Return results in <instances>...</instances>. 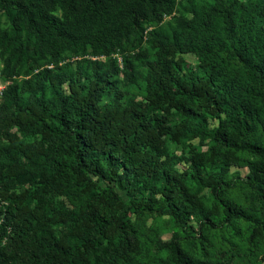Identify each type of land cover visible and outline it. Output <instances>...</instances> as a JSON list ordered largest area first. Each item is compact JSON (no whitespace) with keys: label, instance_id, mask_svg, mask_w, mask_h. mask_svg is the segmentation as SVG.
<instances>
[{"label":"trees","instance_id":"trees-1","mask_svg":"<svg viewBox=\"0 0 264 264\" xmlns=\"http://www.w3.org/2000/svg\"><path fill=\"white\" fill-rule=\"evenodd\" d=\"M257 20L264 0H0V264H264ZM144 41L150 55L135 52ZM68 54L84 58L59 65ZM187 54L197 64L181 74ZM172 109L182 119L170 125ZM14 129L39 138L26 144ZM165 136L199 141L189 168L154 153ZM239 160L247 172L229 178ZM26 184L27 194L13 189ZM59 196L72 208L54 211ZM130 214L167 215L171 237L138 231Z\"/></svg>","mask_w":264,"mask_h":264},{"label":"rangeland","instance_id":"rangeland-1","mask_svg":"<svg viewBox=\"0 0 264 264\" xmlns=\"http://www.w3.org/2000/svg\"><path fill=\"white\" fill-rule=\"evenodd\" d=\"M230 0H226V2H229ZM235 16V18H234ZM170 17H166L165 20H169ZM232 21H240V17L238 16V13H235L232 16ZM1 23H2V27H9L10 26V20L2 13L1 15ZM257 25L264 26V20H257ZM148 52V55L151 54V52H153V49L150 47L149 43L147 41L142 42L141 46L135 51L137 52L138 50H145ZM91 53H89L88 55H86L85 57L88 58H93L91 55ZM90 55V56H89ZM181 58V65H182V70L180 71V73H184L186 71H190L192 69L195 68L196 64H197V60L196 57L192 54H187V55H181L179 56ZM84 58V56H76L73 54H68L66 56H64L62 62L59 65H66V64H71L72 66H75L77 61ZM102 59H104L102 57ZM118 60L119 62H121V54H118ZM142 61V62H141ZM144 58H142V60H135V63L137 65H140V69L142 71H146L147 69V63L145 64L144 62ZM49 68L53 67V65H48ZM37 72V71H36ZM146 74V73H145ZM124 75H121V77L123 78ZM22 77L19 78V80H21ZM18 80V81H19ZM137 83H134V80L131 79H126L125 80V88L128 90L129 95L132 97H135L136 101H145V95H144V91L140 90L139 86L136 85ZM188 102H190L188 100ZM160 114H164L163 109L159 110ZM182 119V115L180 112H178L176 109H172L171 114H170V120H169V124L173 125L178 123L180 120ZM208 123L209 126H213L217 123V119L213 118L211 116H209L208 119ZM14 132L17 133L18 137L24 141L26 144H34L36 139H38L39 137H35L29 134H23L18 132L16 129H14ZM165 141H164V145L162 147V149H160V152H156L154 151V153H156L159 156L160 160H164L165 158H168L170 161V165L172 168H175L176 170H178L179 172H182L183 170H186L187 168H189V161L186 159L188 157H190L191 153H190V147L191 146H197L200 145L198 144L199 141L198 140H174L169 136H165ZM210 147V143H206L205 145L201 146L200 148L202 150H209ZM243 158H254L252 155L247 154L244 155ZM247 172V166L245 165V163L243 162V160H239V161H235V162H231L229 165V173H228V177L229 178H233L235 177L236 173H242L245 174ZM192 184H195L194 181H192ZM15 190L16 193H20V192H24V194H27V191L30 192L33 190V186H30L28 184L26 185H18L16 188H13ZM117 191L119 192V194L125 199L128 200V196L126 195V193L122 190L117 189ZM203 194L205 195L204 198V202L207 204H210L212 201V197L210 195L209 192V188H205L203 190ZM37 205V201L33 200L32 203L30 204V209H34ZM72 205L70 204V202L63 196H59L57 197L54 201H53V209L54 211H59L62 209H71ZM130 216L133 219V226L134 228H136L138 231H144V232H148V228L150 226L154 227L157 232L158 235L163 238V239H169L172 235V225L168 222V216L164 215L161 217H155L154 215H148V214H142L140 216H136L135 214H130ZM193 223L195 224V220L192 219ZM51 226H54L53 228H55V226H60V223H51ZM117 240V239H116ZM118 243V241H116ZM151 251L152 254H159L161 253L160 250H158V248L154 245L151 246ZM109 259V258H107ZM104 257H100L99 258V262L102 263L104 262ZM131 261L132 264H142L144 262V260L141 257L138 256H132L131 257ZM151 264V263H148ZM233 264H243L242 262H240L239 260L234 261Z\"/></svg>","mask_w":264,"mask_h":264},{"label":"built area","instance_id":"built-area-1","mask_svg":"<svg viewBox=\"0 0 264 264\" xmlns=\"http://www.w3.org/2000/svg\"><path fill=\"white\" fill-rule=\"evenodd\" d=\"M7 84H8V81H5L2 79L1 72H0V104H1L3 93H4V89Z\"/></svg>","mask_w":264,"mask_h":264}]
</instances>
